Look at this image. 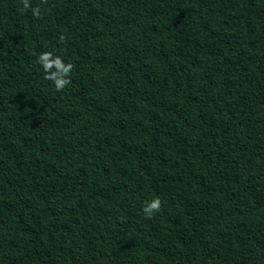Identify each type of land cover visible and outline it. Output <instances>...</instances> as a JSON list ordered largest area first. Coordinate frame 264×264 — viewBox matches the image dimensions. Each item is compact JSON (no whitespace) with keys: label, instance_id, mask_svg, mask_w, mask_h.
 <instances>
[{"label":"trees","instance_id":"trees-1","mask_svg":"<svg viewBox=\"0 0 264 264\" xmlns=\"http://www.w3.org/2000/svg\"><path fill=\"white\" fill-rule=\"evenodd\" d=\"M0 264H264V0H0Z\"/></svg>","mask_w":264,"mask_h":264},{"label":"clouds","instance_id":"clouds-1","mask_svg":"<svg viewBox=\"0 0 264 264\" xmlns=\"http://www.w3.org/2000/svg\"><path fill=\"white\" fill-rule=\"evenodd\" d=\"M23 9L30 8V0H21ZM33 16L40 15L38 7L31 8ZM37 62L41 66L45 77L52 81L53 86L57 91L63 90L69 84V73L72 65L65 63L60 56L55 55L50 51L41 52L37 57ZM161 201L159 198H153L146 202L143 206V212L146 216H151L160 209Z\"/></svg>","mask_w":264,"mask_h":264}]
</instances>
